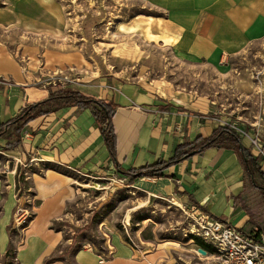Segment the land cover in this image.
<instances>
[{
	"label": "crops",
	"instance_id": "crops-1",
	"mask_svg": "<svg viewBox=\"0 0 264 264\" xmlns=\"http://www.w3.org/2000/svg\"><path fill=\"white\" fill-rule=\"evenodd\" d=\"M9 1L12 12L8 8L0 10V26L23 25L27 18L25 9L33 7V0ZM196 1V6L206 12L194 10L185 15L184 3L181 0L177 3L173 25L182 30L179 44L182 49L190 48L189 51L201 56L213 55L222 45L231 44L234 49L240 43L264 39V0ZM33 19L35 16L26 20ZM3 47L0 44V125L19 118L26 108L51 97L24 84L27 77ZM228 50H223L222 55L227 56ZM79 92L96 102L110 101L116 105L115 157L91 108L68 106L37 117L24 127L20 143L13 149L7 147L13 127L6 128L5 135L0 136V171L9 173L10 162L16 169L19 165L27 167L30 174L26 181L31 192L19 203L28 199L33 204L28 225L15 231L17 236H10L9 225L17 199L12 192L2 191L4 178L12 179L10 175L2 176L1 258H9L7 254L12 248L15 249L12 264H203L195 254L183 257L169 246L136 250L121 236L114 238L112 254L88 246L72 250L64 246L62 231L52 223L63 214L67 201L73 200L74 186L83 177L111 172L128 179L134 188H144L150 197L200 208L243 232L253 224L243 207L250 209L245 200L246 184L241 166L246 163L231 149L196 150L195 155L165 169L163 177L140 175L146 167L170 161L180 144L194 143L199 137L209 138L222 127L202 114L189 99L164 97L158 92H148L118 80L108 82V79H100ZM29 93L34 96L30 97ZM246 173L249 176L248 170ZM255 228L253 225L249 233ZM200 247L195 244L186 250L195 253Z\"/></svg>",
	"mask_w": 264,
	"mask_h": 264
},
{
	"label": "rangeland",
	"instance_id": "rangeland-1",
	"mask_svg": "<svg viewBox=\"0 0 264 264\" xmlns=\"http://www.w3.org/2000/svg\"><path fill=\"white\" fill-rule=\"evenodd\" d=\"M33 2L24 14L35 16L33 21L25 18L23 25L0 26V44L27 77L26 86L51 96L60 94V87L85 91L108 79L164 97L187 98L216 124L238 132L243 147L252 151L264 171V39L243 42L234 49L231 44L222 45L213 55L201 56L179 45L182 30L173 25L178 0ZM181 2L185 15L206 12L196 6V0ZM9 7V0H0V10L8 8L11 13ZM225 49H229L227 56L222 55ZM56 105L44 109L53 110ZM256 139L260 149L252 144ZM14 165L9 163V173L0 171V180L12 177L4 178L2 191L12 192L17 199L9 225L12 237L28 225L33 204L28 199L19 203L31 192L26 181L30 170ZM241 166L245 200L254 220L264 225L263 180L258 173L247 176V165ZM138 188L117 172L83 177L74 186L73 200L67 201L52 226L62 231L64 246L70 250L88 246L112 254V242L121 236L136 250L164 245L183 257L195 254L186 250L201 241L191 234L189 207L150 197ZM19 208L26 211L23 217L18 216ZM14 250H9V258L0 257V264H12Z\"/></svg>",
	"mask_w": 264,
	"mask_h": 264
},
{
	"label": "trees",
	"instance_id": "trees-1",
	"mask_svg": "<svg viewBox=\"0 0 264 264\" xmlns=\"http://www.w3.org/2000/svg\"><path fill=\"white\" fill-rule=\"evenodd\" d=\"M60 94H52L50 99L44 103L30 106L23 110L19 118H16L7 124L0 125V136L5 135V129L13 127V131L9 134L10 142L7 144L8 149L15 148L21 139V133L24 127L37 117L46 113L58 110L68 106H78L80 108H91L93 115L103 131L106 139L107 146L110 153L115 157L117 147V136L113 124V118L116 111V105L110 101H94L92 98L87 97L69 88L59 90ZM50 104H57L53 110H45L44 107ZM226 148L235 151L240 157L245 160L248 165V175L255 176L257 173L262 178L264 183V172L258 164L257 158L251 153V150L242 147V140L238 132L233 131L229 127H219L209 138L199 137L194 143H183L177 148L175 156L168 162H159L158 164L146 167L142 170L143 176L163 177V172L168 167L174 165L178 160L185 158L189 153L201 150L205 151L209 148ZM264 196V190H261ZM250 216V220L255 225L261 234H264V225L259 224L254 220L251 210L247 206H243ZM197 244L205 246L202 242Z\"/></svg>",
	"mask_w": 264,
	"mask_h": 264
},
{
	"label": "built area",
	"instance_id": "built-area-1",
	"mask_svg": "<svg viewBox=\"0 0 264 264\" xmlns=\"http://www.w3.org/2000/svg\"><path fill=\"white\" fill-rule=\"evenodd\" d=\"M252 144L258 149L261 148L257 139L253 140ZM24 212L26 211L23 208H19L18 216L23 217ZM186 214L193 221V238L201 240L209 247H200L206 254L195 250V256L203 261V264H264V234H261L258 228L249 234L244 233L197 207H190Z\"/></svg>",
	"mask_w": 264,
	"mask_h": 264
},
{
	"label": "water",
	"instance_id": "water-1",
	"mask_svg": "<svg viewBox=\"0 0 264 264\" xmlns=\"http://www.w3.org/2000/svg\"><path fill=\"white\" fill-rule=\"evenodd\" d=\"M195 154H196V152H193V153L189 154L188 156H186V158L189 157V156H193V155H195ZM199 251H200L202 254H206V251L203 250L202 248H200Z\"/></svg>",
	"mask_w": 264,
	"mask_h": 264
}]
</instances>
